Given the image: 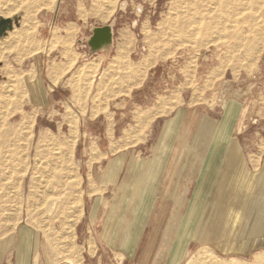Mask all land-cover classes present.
<instances>
[{
	"label": "rangeland",
	"instance_id": "1",
	"mask_svg": "<svg viewBox=\"0 0 264 264\" xmlns=\"http://www.w3.org/2000/svg\"><path fill=\"white\" fill-rule=\"evenodd\" d=\"M2 20L0 264L94 261L80 174L112 157L93 144L102 115L113 116V146L143 158L163 119L180 113L170 177L186 165V143L217 141L227 113L243 121L241 145L264 151V0H0ZM110 23L113 40L125 31L130 45L94 55L98 68L85 38ZM203 120L209 135L195 137ZM248 222L191 247L184 264H264V224ZM101 252L102 264H131Z\"/></svg>",
	"mask_w": 264,
	"mask_h": 264
},
{
	"label": "crops",
	"instance_id": "2",
	"mask_svg": "<svg viewBox=\"0 0 264 264\" xmlns=\"http://www.w3.org/2000/svg\"><path fill=\"white\" fill-rule=\"evenodd\" d=\"M54 22L53 19L52 27ZM69 24L68 29L74 31L75 27ZM90 36L91 32L85 42ZM127 37L125 31L116 32L112 47L96 55H126L130 45ZM86 50L87 58L100 66L102 60L89 57L88 47ZM231 119L227 113L225 128L219 131L215 143H206L203 138L186 143V165L178 171L174 168L175 175L170 177L174 160L168 155L175 151L179 137L176 128L180 113L174 111L166 121L163 119L152 143L141 150L152 154L143 158L130 154L129 146H113V116L102 115L103 122L93 131L99 130L93 144L99 152L104 150L105 159L110 154L112 157L104 159L102 169L98 160H88V164L84 163L86 171L80 174L84 227L88 233L84 244L92 250L94 259L90 264H102L104 249L119 252L122 260L131 264H184L191 247L213 244L217 238L224 240L229 223L234 222L233 228L248 221L251 228L264 224V151L257 154L260 149L249 144L242 146L239 136L244 132L243 121L235 125ZM208 123L212 124L200 122L195 137L209 135L203 128ZM138 149L132 152H141ZM166 178L169 186L162 195ZM240 211L246 212L241 221ZM254 211L260 217L258 221L249 218L252 213L255 215Z\"/></svg>",
	"mask_w": 264,
	"mask_h": 264
},
{
	"label": "water",
	"instance_id": "3",
	"mask_svg": "<svg viewBox=\"0 0 264 264\" xmlns=\"http://www.w3.org/2000/svg\"><path fill=\"white\" fill-rule=\"evenodd\" d=\"M113 25L110 23L101 27H92L91 36L86 41L89 49V57H92L104 50H109L113 45ZM6 29H11L9 20L0 21V36Z\"/></svg>",
	"mask_w": 264,
	"mask_h": 264
},
{
	"label": "bare ground",
	"instance_id": "4",
	"mask_svg": "<svg viewBox=\"0 0 264 264\" xmlns=\"http://www.w3.org/2000/svg\"><path fill=\"white\" fill-rule=\"evenodd\" d=\"M192 24V23H191ZM212 140H215L214 139V136L212 135V137H210ZM211 143H215L214 141H212Z\"/></svg>",
	"mask_w": 264,
	"mask_h": 264
}]
</instances>
